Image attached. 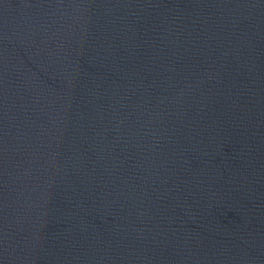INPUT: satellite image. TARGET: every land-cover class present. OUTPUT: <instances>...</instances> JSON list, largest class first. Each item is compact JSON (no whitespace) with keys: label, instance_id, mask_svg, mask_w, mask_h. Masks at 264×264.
<instances>
[{"label":"water","instance_id":"water-1","mask_svg":"<svg viewBox=\"0 0 264 264\" xmlns=\"http://www.w3.org/2000/svg\"><path fill=\"white\" fill-rule=\"evenodd\" d=\"M0 264H264V0H0Z\"/></svg>","mask_w":264,"mask_h":264}]
</instances>
